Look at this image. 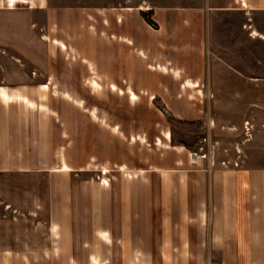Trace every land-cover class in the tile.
<instances>
[{
	"label": "crops",
	"instance_id": "obj_1",
	"mask_svg": "<svg viewBox=\"0 0 264 264\" xmlns=\"http://www.w3.org/2000/svg\"><path fill=\"white\" fill-rule=\"evenodd\" d=\"M84 71L108 97H228L224 110L243 107L255 131L246 113L264 107V0H0V264H264L258 133L245 142L260 158L242 149L239 166L207 170L181 157L158 168L160 182L129 175L116 201L88 171L87 117L45 101L78 94Z\"/></svg>",
	"mask_w": 264,
	"mask_h": 264
},
{
	"label": "rangeland",
	"instance_id": "obj_2",
	"mask_svg": "<svg viewBox=\"0 0 264 264\" xmlns=\"http://www.w3.org/2000/svg\"><path fill=\"white\" fill-rule=\"evenodd\" d=\"M79 76L84 78L78 81V94L51 95L45 101L57 107L61 104L73 106L77 114L83 113V116L87 117L90 137L93 134L96 147L94 160L89 165L90 170L88 171H91L89 173L97 180L103 181L107 178L109 184L111 182L112 199L116 201L120 198L121 185L129 183V175L137 178L142 173L140 177L148 175L160 182L161 172L158 168L178 166L177 162L181 157L184 158V162L179 166L207 170H210L212 166L221 165L222 159L236 158L239 153L237 148L241 149L240 154L246 151L260 158L259 150L255 146H247L245 142V122L247 120L243 121L245 113H242V110L244 108L234 105L237 110L232 114L229 110H224L226 109L224 105L228 104V97L190 95L185 98L188 103L184 105H181V96H156L147 94L146 91L133 98L131 94L117 95L114 90H110L112 91L111 96L108 97L103 94L106 90L104 80L100 79L97 74L84 71L79 72ZM92 81L98 83L92 84ZM245 98H252L262 104L259 97ZM216 99L218 103L214 105ZM168 104L172 110L169 109ZM246 114L253 116L250 118L260 125L255 131L252 128V134L253 131L254 135L258 133L257 141H263L264 107L259 106L253 112ZM228 119H232L239 125L243 124V128L227 126L225 121ZM83 126L85 124L81 126V129ZM79 136H76L78 141ZM87 142L91 143V139L88 138V141L85 139L83 147ZM102 143L106 146L105 151H102L104 150ZM90 146L92 145L88 148ZM193 153L206 154V156L200 158L197 163L193 160ZM85 162H87L86 159L78 166L84 168ZM105 170L108 172L105 173ZM80 177H87V175L82 174ZM159 190L158 186L154 201V205L157 206L155 208V229L159 227L160 222L161 208L159 205L161 203L157 197L160 195ZM185 194L188 193H182L183 198ZM190 195L194 198L195 193L192 191ZM184 201L182 203L176 201L175 206L173 205L174 211L179 212L180 206H187ZM170 202H168L169 205ZM191 202L193 205L195 201L192 199ZM165 211L164 209L163 212ZM188 219V217L185 219L183 225L191 226L193 229L195 220L191 217V224H187ZM113 223L110 224L111 230H121L119 223Z\"/></svg>",
	"mask_w": 264,
	"mask_h": 264
},
{
	"label": "built area",
	"instance_id": "obj_3",
	"mask_svg": "<svg viewBox=\"0 0 264 264\" xmlns=\"http://www.w3.org/2000/svg\"><path fill=\"white\" fill-rule=\"evenodd\" d=\"M252 128H253V124L251 123L250 120H247L245 122V131H246V141L250 139V136L252 135ZM240 148H237V151L239 152L236 158H232V159H222V161L220 162L221 165L223 166H230L231 164L235 165V166H239V161L238 159H240L241 154H240ZM193 160L196 161L197 163L200 161V158H204L206 156V154L204 155H199L198 153H193ZM235 159V160H233Z\"/></svg>",
	"mask_w": 264,
	"mask_h": 264
},
{
	"label": "bare ground",
	"instance_id": "obj_4",
	"mask_svg": "<svg viewBox=\"0 0 264 264\" xmlns=\"http://www.w3.org/2000/svg\"><path fill=\"white\" fill-rule=\"evenodd\" d=\"M135 98V97H134Z\"/></svg>",
	"mask_w": 264,
	"mask_h": 264
}]
</instances>
